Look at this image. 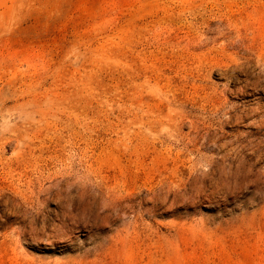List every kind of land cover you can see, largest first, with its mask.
I'll list each match as a JSON object with an SVG mask.
<instances>
[{"label":"rangeland","instance_id":"1","mask_svg":"<svg viewBox=\"0 0 264 264\" xmlns=\"http://www.w3.org/2000/svg\"><path fill=\"white\" fill-rule=\"evenodd\" d=\"M0 264H264V0H0Z\"/></svg>","mask_w":264,"mask_h":264}]
</instances>
